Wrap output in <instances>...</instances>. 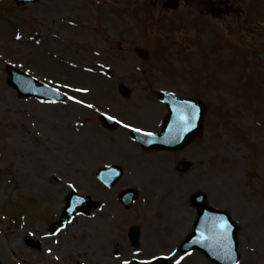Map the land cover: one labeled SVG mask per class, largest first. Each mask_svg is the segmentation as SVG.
Wrapping results in <instances>:
<instances>
[{
    "label": "rangeland",
    "instance_id": "374dc122",
    "mask_svg": "<svg viewBox=\"0 0 264 264\" xmlns=\"http://www.w3.org/2000/svg\"><path fill=\"white\" fill-rule=\"evenodd\" d=\"M244 2L248 6L251 0ZM97 6L86 0H37L16 7L13 0H0V264H76L81 255L93 256L92 264H118L111 250L128 248L127 230L136 224L141 240L149 243L148 248L139 243L145 252L141 257L160 253L172 264H211L198 251L180 258L171 251L192 222L186 199L195 190L204 191L210 204L224 208L238 224V264H264V11L259 14L261 45L256 46L261 52L243 66L247 58L233 56L235 47L226 48L220 39L209 43L210 31L195 26L186 9L169 17L177 30L170 37L151 34L150 40L141 24L138 38L119 45L107 36L120 39L124 23L110 25ZM173 37L174 46L169 43ZM228 42L237 46L231 38ZM123 46H144L153 56L145 64L128 58ZM245 46L240 49L250 52ZM7 64L58 86L68 99L49 104L19 97L7 84ZM118 82L131 96L119 95ZM158 90L200 97L208 108L202 135L183 152L142 151L127 129L110 134L96 123L98 113L105 112L158 131L166 114L153 95ZM223 109L231 117L228 124ZM254 110L259 119L250 117ZM180 159L191 162L186 173L176 171ZM105 163H120L124 170L111 189L95 178ZM127 188L136 197L124 209L116 196ZM240 188L244 193L238 194ZM71 189L106 202L108 216L92 208L90 217L76 214L68 229L44 239ZM25 237L40 241V250L26 245ZM46 246L61 259L48 258Z\"/></svg>",
    "mask_w": 264,
    "mask_h": 264
},
{
    "label": "flooded vegetation",
    "instance_id": "af4514ba",
    "mask_svg": "<svg viewBox=\"0 0 264 264\" xmlns=\"http://www.w3.org/2000/svg\"><path fill=\"white\" fill-rule=\"evenodd\" d=\"M118 1L119 3L110 2L109 0H100V4L97 7L100 8V11L109 13L113 10H116L118 5L119 9L128 15L127 20L132 24V27L122 29L120 32V39L114 34H112V36H107L109 39H113L115 41L119 40V42H114L119 45H122L120 43L122 40L134 41L135 38L140 36L141 33L138 31L139 24H142V27L146 25V28H143L144 34H150V40H152L151 38L154 34L159 38L161 36L165 37L166 33L168 34V31L164 30H168L170 24H166V22L163 23V18L169 16L172 13L181 12L180 9H186L188 11V17L192 15V19L196 22L199 20L197 16L201 18L205 17L207 27L211 29V27L216 26L217 29L222 33V37L225 34L223 32L226 31L227 33L224 37L227 41L229 38H231L237 43V45H246L252 50H256V46L260 45L259 29L261 21L259 14L261 11H264V9L261 8L264 6V0H251L250 5L248 6H245L244 0H175L177 2V7L175 10L165 7V0ZM259 6L260 8H257ZM152 27H154L153 32L151 31ZM230 27L233 30V34L229 32ZM94 29L97 30V26H94L93 30ZM127 33H129V38H125ZM209 40L211 41L212 38ZM128 48H126L124 52L130 55L131 50ZM128 58H130V56H128ZM195 140L191 141L188 145L176 150L175 152H183L189 148ZM186 203L188 205V212L193 213L194 219L196 211L194 207L190 205L188 199L186 200ZM114 252L115 250H113V254Z\"/></svg>",
    "mask_w": 264,
    "mask_h": 264
},
{
    "label": "water",
    "instance_id": "95a60500",
    "mask_svg": "<svg viewBox=\"0 0 264 264\" xmlns=\"http://www.w3.org/2000/svg\"><path fill=\"white\" fill-rule=\"evenodd\" d=\"M17 1L19 3L22 2L21 0ZM7 71L9 84L14 87L19 94L24 96L35 95L48 99H56V96L58 98V94L53 89L41 83L36 84L34 79L26 76L21 71L14 70L12 67H9ZM159 98L166 104L168 110L160 133L152 136H146L143 133V136L138 139L146 147L174 150L184 145L193 136L199 134L204 114V105L199 101L179 98L171 93L161 92ZM185 104L195 105V119L192 121L193 126L189 127L186 131L181 128L177 120L176 112V109ZM208 232L210 233L208 237L209 246H211L212 249L207 253L205 252L206 255L214 261L222 262L228 259V264L235 263L238 259L235 228L232 229L228 227L225 233L222 232L220 228L212 227Z\"/></svg>",
    "mask_w": 264,
    "mask_h": 264
},
{
    "label": "snow or ice",
    "instance_id": "6c2138e0",
    "mask_svg": "<svg viewBox=\"0 0 264 264\" xmlns=\"http://www.w3.org/2000/svg\"><path fill=\"white\" fill-rule=\"evenodd\" d=\"M17 38H19V35L17 36ZM77 91H87V89H77ZM70 99H75L74 97H70ZM80 103H82V101H79ZM87 107L91 108L93 107L91 104L87 105ZM177 112V120L181 126V128L183 130H187L189 127L193 126L192 125V121L195 119V105L192 104H185L183 106H181L180 108L176 109ZM109 119L115 120L116 117L115 116H109ZM125 128H130L131 125L129 124H124L123 125ZM134 131L136 132H140L142 131V129L140 128H135ZM144 135L146 136H152L153 133L151 132H145ZM71 187V185H70ZM229 225L227 223L226 220H221L219 223V228L222 232H227ZM57 231H59V229H57ZM51 251V250H49ZM153 260L156 259V257H152ZM123 264H128V261L125 260L123 262ZM144 264H147V261L144 262ZM177 264H179V261H177Z\"/></svg>",
    "mask_w": 264,
    "mask_h": 264
},
{
    "label": "bare ground",
    "instance_id": "6f19581e",
    "mask_svg": "<svg viewBox=\"0 0 264 264\" xmlns=\"http://www.w3.org/2000/svg\"><path fill=\"white\" fill-rule=\"evenodd\" d=\"M242 211V210H241Z\"/></svg>",
    "mask_w": 264,
    "mask_h": 264
}]
</instances>
